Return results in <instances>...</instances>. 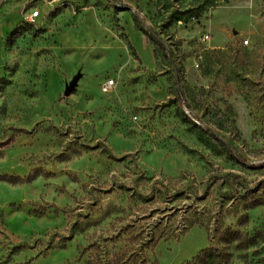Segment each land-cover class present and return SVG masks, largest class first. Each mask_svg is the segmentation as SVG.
<instances>
[{
  "label": "rangeland",
  "instance_id": "374dc122",
  "mask_svg": "<svg viewBox=\"0 0 264 264\" xmlns=\"http://www.w3.org/2000/svg\"><path fill=\"white\" fill-rule=\"evenodd\" d=\"M194 261L264 264V0H0V264Z\"/></svg>",
  "mask_w": 264,
  "mask_h": 264
},
{
  "label": "built area",
  "instance_id": "2783aa9c",
  "mask_svg": "<svg viewBox=\"0 0 264 264\" xmlns=\"http://www.w3.org/2000/svg\"><path fill=\"white\" fill-rule=\"evenodd\" d=\"M39 17V11H33L30 14H28L27 16H25V20L27 22H34L36 18ZM245 45H247L248 41L244 40L243 42ZM114 85V80L109 79L106 80L105 83L101 86V92L103 93H108L112 90V87Z\"/></svg>",
  "mask_w": 264,
  "mask_h": 264
},
{
  "label": "water",
  "instance_id": "95a60500",
  "mask_svg": "<svg viewBox=\"0 0 264 264\" xmlns=\"http://www.w3.org/2000/svg\"><path fill=\"white\" fill-rule=\"evenodd\" d=\"M76 84H77V79H75L68 86H66L65 91H64V95L69 96L71 94V92L74 90V88L76 87Z\"/></svg>",
  "mask_w": 264,
  "mask_h": 264
},
{
  "label": "trees",
  "instance_id": "16d2710c",
  "mask_svg": "<svg viewBox=\"0 0 264 264\" xmlns=\"http://www.w3.org/2000/svg\"><path fill=\"white\" fill-rule=\"evenodd\" d=\"M176 91H178V88H177V87H176ZM181 99H182V98H181ZM181 99H180V100H181ZM213 135H214V134H213ZM215 137L217 138L216 135H215ZM229 150H230V149H229ZM230 151H231V150H230ZM237 160H238V159H237ZM238 161H239V160H238ZM205 251H206V250H205ZM205 251H203V253H205ZM195 262H196V261H194V263H192V264H195Z\"/></svg>",
  "mask_w": 264,
  "mask_h": 264
}]
</instances>
